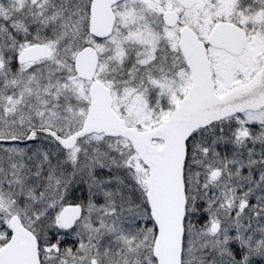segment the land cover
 <instances>
[{"label": "snow or ice", "instance_id": "obj_1", "mask_svg": "<svg viewBox=\"0 0 264 264\" xmlns=\"http://www.w3.org/2000/svg\"><path fill=\"white\" fill-rule=\"evenodd\" d=\"M0 264H264V0H0Z\"/></svg>", "mask_w": 264, "mask_h": 264}]
</instances>
